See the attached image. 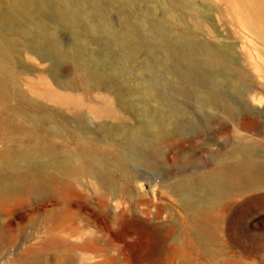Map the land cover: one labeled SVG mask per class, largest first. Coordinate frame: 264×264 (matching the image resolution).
<instances>
[{
	"label": "rangeland",
	"instance_id": "obj_1",
	"mask_svg": "<svg viewBox=\"0 0 264 264\" xmlns=\"http://www.w3.org/2000/svg\"><path fill=\"white\" fill-rule=\"evenodd\" d=\"M98 1L103 22L92 14L89 0H48L46 7L34 8L31 22L23 15L16 19V27L40 34L41 52L46 46L52 50L50 60L42 61L38 50L26 49L20 42L14 45L13 83L9 81V96L0 104V118L8 117L10 107L24 114H48L52 121L92 138L97 155L108 156L116 149L123 168L107 166L112 185L95 186L87 175L58 177L43 195L18 187L1 197L0 264H264V189L244 193L220 210L216 241L206 247L170 187L181 178V169L205 173L214 166L209 163L212 153L240 140L251 143L253 156L264 163V27L259 29L261 37L250 31L246 16L254 7L251 0H133L130 6L123 0ZM55 3L79 16L78 26L62 23ZM0 10H7L4 0ZM123 18L138 30L144 48H133L118 34L125 25ZM157 21L170 37L187 35L184 42L179 38L180 47L192 61L175 59L190 68L191 77L171 70L157 51V38L150 31V24ZM204 44L224 52L225 68L205 60L200 49ZM85 67L109 84L85 81L81 72ZM173 84L187 94H178ZM242 88L246 93L237 92ZM209 93L232 100L240 115L205 114ZM157 94L166 95L169 105L156 101ZM104 102L124 119L95 116L92 111ZM165 112L176 125L188 119L205 125L198 134L171 131L149 166L132 156L134 151L144 152V146L128 139L139 134L145 122L162 124ZM251 117L256 122L249 130L237 127ZM20 128L6 132L0 126V151L52 144L57 156H63L78 143L68 131L50 133L44 126L36 132L29 119ZM46 216L64 229L53 241L44 237ZM214 225L208 218L205 231L211 232ZM86 240L90 246L83 249L80 245Z\"/></svg>",
	"mask_w": 264,
	"mask_h": 264
},
{
	"label": "bare ground",
	"instance_id": "obj_2",
	"mask_svg": "<svg viewBox=\"0 0 264 264\" xmlns=\"http://www.w3.org/2000/svg\"><path fill=\"white\" fill-rule=\"evenodd\" d=\"M4 1L7 4V10H0V104L6 102L9 96V81L13 83V80H10V76L13 64L12 53L15 48L14 45L17 42H20L26 49L38 50L42 61L50 60L49 53L50 50H52L51 46H46V50L43 47L44 50L41 52L39 49V41L41 40L40 34L38 36L33 31L21 29L15 25L16 19L21 15L31 22L34 15H36V12L34 13V8L37 7L38 9L46 7L45 5L48 0ZM89 1L92 14L97 16L102 22L105 21L106 19L97 13L99 12L97 11V7L100 5L99 1ZM250 2L249 5L252 6V10H249V17L247 13L246 17L248 19L246 21L251 33H257L258 35H256L259 36L262 34L259 29L264 27V0H251ZM132 3L133 0H123L122 4L124 6H130ZM54 6V9L56 10L55 13L62 23L65 21L67 23L69 21L70 24L68 25L73 24V26H75L74 24L78 22L79 19L77 18H80L79 16L76 18V15H73L69 10L68 12L65 8L56 3ZM196 19L197 23H202L199 18ZM80 21L81 19L79 22ZM123 21L125 22V25L118 29V34L120 33V35L125 37V40H129L132 43L133 48L141 47L142 49L145 42L142 44L137 32L138 30H136L131 24H128L126 19L124 20L123 18ZM150 31L156 36L157 41L155 47H158L157 51L161 50L163 54L162 57L164 56L163 60L168 67H170L171 70L173 69L174 71L181 73L184 77H191L190 68H187L186 65L185 67H182L184 65L181 66V64H179L181 61H178V63L175 59L176 56H179L181 59L183 58L189 62L192 61L190 56L182 53L181 50L184 48L181 49L180 47V42H184V40L188 38L187 35L180 34L177 35V37H174L172 34L173 37H170V32H168L167 29L165 30L164 26L159 21L150 24ZM179 38H183L184 40L182 39L180 41ZM186 42L188 41H185V43ZM188 43H190V41ZM200 49L206 53L205 60L208 63H211L218 68H225V65L223 66L224 63H222L224 52L221 49H212L205 44L201 45ZM183 51H185V49ZM187 52H189V50H187ZM191 54L192 53L189 55ZM195 59H197V57ZM182 64L185 63L183 62ZM197 66L198 65H196V67ZM81 72L85 81L91 80L96 85L109 84L101 75L94 73L88 67L82 68ZM197 73L199 74V72ZM201 73L199 75H201ZM55 81L59 85H62L61 81H58V79ZM173 85H175L173 86V89H175L178 94H187V91L184 88L179 87L177 84ZM237 92L244 94L246 93V90L242 88ZM211 93L207 94L208 100L207 102L205 101V114L212 115L222 113L234 118L240 115L241 111L239 107L232 100L224 99L217 94L215 95V93ZM151 94L153 96L152 92ZM157 97L158 98H154L156 101H158L157 99H160L165 103H163L164 105H169L166 95L164 97L163 94H157ZM253 98L254 97H252L251 100ZM168 110L169 109L167 108L166 112ZM200 110L202 111L203 109ZM7 111L8 117L0 118V126H2L3 130L6 132L21 131L20 126L22 125V122L29 119L30 126L36 130V132L37 129L44 128V126L49 128L50 133H53L54 131L62 135L68 131L77 139L78 143L75 149L70 151L68 155L64 154L63 156H57L59 152L56 151L52 144L41 146L19 145L14 148H5L3 151H0V199L5 195L13 194L18 187L25 188V190L30 193L43 195L49 190V186L58 177H75L77 175L80 177L81 175H87L94 179L95 186L98 185V183L112 185L114 181L107 172V166H114L120 169L123 168L124 160L117 153L116 149L107 152V154H109L108 156L97 155L95 152L96 144L92 138L84 133L78 132L76 129H68L66 124L61 121H52V118L48 114H24L23 112H20L19 109H15V107H10ZM92 112L98 117H108L116 120L124 119L122 113L105 102L101 107L94 109ZM166 112V117L163 118L164 122L162 124L154 125L150 122H145L139 128V134L136 136L134 135L133 137L131 136L128 139L130 143H138L144 146V152H140L142 150H138L139 153L135 152L134 150L138 148H134L132 150L134 152H131L132 156L144 162L146 165H153V157L160 155V147L166 142V138L171 131L183 133L184 130H189L198 134L201 133L204 128L205 124H203V122H198L195 119H188L186 123L176 125L173 121L174 119L171 120L167 117ZM179 112L181 115H184L185 113L183 110H180ZM255 122L256 121L251 117L249 118V121L238 122L237 127L249 130L255 125ZM36 132L33 134L35 137L37 136ZM239 136L245 138L242 134H239ZM241 141L242 140H240V143L230 145L226 150H217L215 153H212L209 156V163H212L214 166L209 171L205 173H202L201 171L186 172V170L181 169L178 174L181 178L170 185L171 190L179 197L181 207L188 213L189 219L192 223V229L195 231L197 239L206 247H209L211 241H216L218 233L216 220L218 219L219 211L227 207L232 200L240 197L244 193L264 189V163L253 156L251 143L248 142L247 144L245 141L241 143ZM210 143L211 142H207L206 144L210 145ZM134 157L133 159H135ZM208 218L213 220L216 224L211 232H206L204 229V221ZM45 221L48 222V225L47 228H45L46 233H44V237L45 239L48 238V241H53L57 231L64 230L63 226L58 222L51 224L50 216H46ZM71 231L76 232L75 229ZM89 246V240H86L80 245L83 249H86ZM80 255L83 257L85 254L80 253Z\"/></svg>",
	"mask_w": 264,
	"mask_h": 264
}]
</instances>
